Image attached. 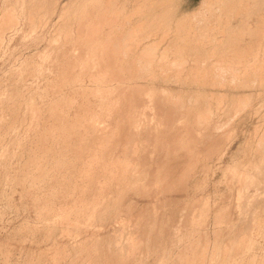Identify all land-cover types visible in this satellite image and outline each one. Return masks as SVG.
<instances>
[{"label": "rangeland", "instance_id": "374dc122", "mask_svg": "<svg viewBox=\"0 0 264 264\" xmlns=\"http://www.w3.org/2000/svg\"><path fill=\"white\" fill-rule=\"evenodd\" d=\"M160 2L0 0V264H264V0Z\"/></svg>", "mask_w": 264, "mask_h": 264}, {"label": "bare ground", "instance_id": "6f19581e", "mask_svg": "<svg viewBox=\"0 0 264 264\" xmlns=\"http://www.w3.org/2000/svg\"><path fill=\"white\" fill-rule=\"evenodd\" d=\"M140 1H141V0H140ZM237 1H238V0H237ZM142 2H143V1H142ZM161 2H162V0H161ZM161 2H160V3H161ZM166 2H167V1H166ZM166 2H163V3H166ZM201 2H202V1H201ZM246 2H247V1H246ZM246 2H245V3H246ZM248 2H249V1H248ZM111 3H112V2H111ZM208 3H209V1H208ZM210 3H211V2H210ZM229 3H230V2H229ZM233 3H234V2H233ZM237 3H238V2H237ZM111 5H113V4H111ZM155 5H156V4H155ZM238 5H239V4H238ZM249 5H250V4H249ZM142 6H143V5H142ZM201 6H202V5H201ZM201 6H200V8H201ZM233 6H234V5H233ZM239 6H240V5H239ZM245 6H246V4H245ZM245 6H244V7H245ZM247 6H248V5H247ZM219 7H220V6H219ZM227 7H228V6H227ZM249 7H250V6H249ZM144 8H145V7H143V9H144ZM164 8H165V7H164ZM220 8H221V7H220ZM237 8H238V7H237ZM237 8L234 9V11L237 10ZM153 9H154V8H153ZM206 9H207V8H206ZM214 9H215V8H214ZM140 10H142V9H140ZM222 10H223V9H222ZM224 10H225V9H224ZM246 10H247V9H246ZM248 10H250V9L248 8ZM218 11H219V10H218ZM231 11H232V10H231ZM240 11H241V10H240ZM152 12H153V11H152ZM225 12H226V11H225ZM227 12H228V11H227ZM238 12H239V10H238ZM238 12H237V15H238ZM246 12H247V11H246ZM193 13H194V12H193ZM211 13H212V12H211ZM249 13H250V12H249ZM166 14H167V13H166ZM228 14H229V13H228ZM233 14H234V13H233ZM235 14H236V13H235ZM258 14H259V13H258ZM162 15H163V14H162ZM162 15H161V16H162ZM170 15H171V14H170ZM230 15H231V14H230ZM150 16H151V15H150ZM212 16H213V15H212ZM228 16H229V15H228ZM233 16H234V15H233ZM248 16H249V15H248ZM254 16H255V15H254ZM147 17H148V16H147ZM231 17H232V16H231ZM231 17H230V18H231ZM234 17H235V16H234ZM236 17H237V16H236ZM236 17H235V18H236ZM251 17H252V16H251ZM171 18H172V17H171ZM213 18H214V17H213ZM227 18H228V17H227ZM246 18H247V17H246ZM254 18H255V17H254ZM152 19H153V18H152ZM219 19H220V18H219ZM231 19H232V18H231ZM233 19H234V18H233ZM247 19H248V18H247ZM142 20H143V19H142ZM185 20H186V19H185ZM193 20H194V19H193ZM220 20H221V19H220ZM223 20H225V19H223ZM228 20H229V18H228ZM228 20H226V21H228ZM249 20H250V18H249ZM262 20H264V19H262ZM207 21H208V20H207ZM221 21H222V20H221ZM238 21H239V20H238ZM247 21H248V20H247ZM148 22H149V21H148ZM153 22H154V21H153ZM197 22H198V21H197ZM234 22H235V21H234ZM243 22H244V21H243ZM262 22H263V21H261V23H262ZM159 23H160V22H159ZM222 23H223V22H222ZM238 23H239V22H238ZM142 24H143V23H142ZM150 24H151V23H150ZM163 24H164V22H163ZM182 24H183V23H182ZM182 24H181V25H182ZM201 24H204V23H201ZM140 25H141V24H140ZM151 25H152V24H151ZM151 25H149V26L151 27ZM161 25H162V24H161ZM185 25H186V24H185ZM196 25H197V24H196ZM205 25H206V24H205ZM230 25H231V24H230ZM245 25H246V24H245ZM249 25H250V24H249ZM257 25H258V23H257ZM142 26H143V25H142ZM177 26H178V25H177ZM200 26H201V25H200ZM226 26H227V24H226ZM238 26H239V25H238ZM241 26H242V24H241ZM254 26H255V25H254ZM258 26H259V25H258ZM147 27H148V26H147ZM153 27H154V26H153ZM153 27H152L151 29H153ZM155 27H156V26H155ZM184 27H185V26H184ZM207 27H208V25H207ZM232 27H233V26H232ZM234 27H235V26H234ZM248 27H250V26H248ZM261 27H262V26H261ZM139 28H140V27H139ZM208 28H210V27H208ZM237 28H238V27H237ZM257 28H258V27H257ZM112 29H113V28H112ZM154 29H155V28H154ZM154 29H153V30H154ZM143 30H144V29H143ZM145 30L147 31L148 29L145 28ZM149 30H150V29H149ZM153 30H152V31H153ZM160 30H161V29H160ZM182 30H183V29H182ZM182 30H181V31H182ZM188 30H189V29H188ZM214 30H215V29H214ZM133 31H134V30H133ZM157 31H158V30H157ZM181 31H179V32H181ZM186 31H187V30H186ZM186 31H185V32H186ZM200 31H201V29H200ZM217 31H218V30H217ZM240 31H242V30H240ZM127 32H128V31H127ZM154 32H155V34H156V31H154ZM160 32H161V31H160ZM175 32H176V31H175ZM245 32H246V31H245ZM248 32H249V29H248ZM257 32H259V31H257ZM158 33H159V32H158ZM158 33H157L156 35H158ZM162 33H163V32H162ZM199 33H200V32H199ZM207 33H208V32H207ZM221 33H222V32H221ZM239 33H240V32H239ZM242 33H243V32H242ZM177 34H178V33H177ZM179 34H180V33H179ZM179 34H178V35H179ZM231 34H232V32H231ZM247 34H248V33H247ZM136 35H137V34H136ZM219 35H220V34H219ZM219 35H218V36H219ZM241 35H242V34H241ZM248 35H250V33H249ZM258 35H259V34H258ZM132 36H133V35H132ZM140 36H141V35H140ZM140 36H139V37H140ZM179 36H180V35H179ZM243 36H244V35H243ZM186 37H187V36H186ZM221 37H222V36H221ZM241 37H242V36H241ZM164 38H165V37H164ZM180 38H181V37H180ZM225 38H227V37H225ZM237 38H238V37H237ZM248 38H249V37H248ZM140 39H141V38H140ZM140 39H139V40H140ZM156 39H157V38H156ZM212 39H213V38H212ZM136 40H138V39H136ZM136 40L134 39V42L137 44V41H136ZM139 40H138V43H139ZM142 40H143V39H142ZM142 40H141V41H142ZM151 40H152V39H151ZM176 40H178V39H176ZM215 40H216V39H215ZM240 40H241V39H240ZM256 40H257V38H256ZM128 41H129V40H128ZM154 41H155V40H154ZM158 41H159V40H158ZM174 41H175V40H174ZM192 41H193V40H192ZM204 41H205V40H204ZM131 42H132V41H131ZM219 42H220V41H219ZM219 42H218V44H219ZM252 42H253V41H252ZM255 42H256V41H255ZM125 43H126V42H125ZM129 43H130V42H129ZM129 43H128V44H129ZM132 43H133V42H132ZM132 43H131V44H132ZM159 43H160V42H159ZM162 43H163V42H162ZM172 43H173V42H172ZM177 43H178V42H177ZM198 43H199V42H197V44H198ZM214 43H215V42H214ZM143 44H144V43H143ZM151 44H152V43H151ZM167 44H168V43H167ZM170 44H171V43H170ZM180 44H182V43H180ZM230 44H231V42H230ZM245 44H246V43H245ZM254 44H255V43H254ZM141 45H142V44H141ZM148 45H149V44H148ZM158 45H159V44H158ZM173 45H174V44H173ZM198 45H199V44H198ZM212 45H213V44H212ZM212 45H211V46H212ZM222 45H223V44H222ZM228 45H229V43H228ZM252 45H253V44H252ZM256 45H257V44H256ZM256 45H255V46H256ZM152 46H154V45H152ZM152 46H151V47H152ZM155 46H156V45H155ZM160 46H161V45H160ZM166 46H167V45H166ZM175 46H176V45H175ZM178 46H179V45H178ZM178 46H177V48H178ZM186 46H187V45H186ZM186 46H185V47H186ZM225 46H226V45H225ZM230 46H232V45H230ZM243 46H244V45H243ZM148 47H149V46H148ZM161 47H162V46H161ZM155 48H156V47H155ZM155 48H154V49H155ZM183 48H184V47H183ZM183 48H182V49H183ZM247 48H248V46H247ZM250 48H251V47H250ZM257 48H258V47H257ZM147 49H148V48H147ZM149 49H150V48H149ZM158 49H159V47H158ZM163 49H165V48H163ZM184 49H185V48H184ZM212 49H213V48H212ZM230 49H231V48H230ZM237 49H238V48H237ZM259 49H260V48H259ZM133 50H134V49H133ZM151 50H152V49H151ZM156 50H157V49H156ZM205 50H206V49H205ZM232 50H233V49H232ZM232 50H231V51H232ZM153 51H155V50H153ZM163 51H166V50H163ZM170 51H171V50H170ZM212 51H213V50H212ZM229 51H230V50H229ZM229 51H228V52H229ZM240 51H241V50H240ZM259 51H260V50H259ZM261 51H262V50H261ZM174 52H175V51H174ZM214 52H215V51H214ZM232 52H233V51H232ZM237 52H239V51H237ZM237 52H236V53H237ZM242 52H243V51H242ZM209 53H210V52H209ZM220 53H221V52H220ZM236 53H235V54H236ZM240 53H241V52H240ZM151 54H152V53H151ZM153 54H154V53H153ZM218 54H219V53H218ZM201 55H202V54H201ZM212 55H213V54H212ZM216 55H217V54H216ZM227 55H228V54H227ZM229 55H230V54H229ZM229 55H228V56H229ZM244 55H246V54H244ZM217 56H218V55H217ZM223 56H224V54H223ZM246 56H247V55H246ZM148 57H149V56H147V58H148ZM230 57H231V56H230ZM200 58H201V57H200ZM205 58H206V57L204 56L203 60H204ZM215 58H216V57H215ZM236 58H237V57H236ZM238 58H239V57H238ZM248 58H249V57H248ZM252 58L254 59V57H252ZM151 59H152V58H151ZM177 59H178V58H177ZM179 59H180V58H179ZM198 59H199V58H198ZM137 60H138V59H137ZM206 60H207V59H206ZM216 60H217V58H216ZM221 60H222V58H221ZM232 60H233V59H232ZM236 60H237V59H236ZM239 60H240V59H239ZM243 60H244V59H243ZM160 61H161V60H160ZM167 61H169V60L167 59ZM171 61H172V59H171ZM187 61H188V60H187ZM192 61H193V60H192ZM233 61H234V60H233ZM251 61H252V60H251ZM218 62H219V61H218ZM218 62H217V63H218ZM229 62H230V61H229ZM231 62H232V61H231ZM237 62H238V61H237ZM247 62H248V61H247ZM253 62H254V61H253ZM253 62H252V63H253ZM147 63H148V62H147ZM160 63H161V62H160ZM210 63H212V62H210ZM210 63H209V64H210ZM224 63H225V62H224ZM245 63H246V62H245ZM255 63H256V62H255ZM150 64H151V63H150ZM178 64H179V63H178ZM197 64H198V63H197ZM229 64H230V63H229ZM232 64H233V63H232ZM237 64H238V63H237ZM258 64H259V63H258ZM148 65H149V64H148ZM167 65H168V64H167ZM238 65H239V64H238ZM260 65H261V63H260ZM154 66H155V65H154ZM192 66H193V65H192ZM192 66H191V67H192ZM214 66H215V65H214ZM232 66H233V65H232ZM248 66H250V65H248ZM254 66H255V65H254ZM152 67H153V66H152ZM184 67H185V66H183V68H184ZM202 67H203V66H202ZM212 67H213V66H212ZM258 67H259V66H258ZM131 68H132V67H131ZM188 68H189V67H188ZM215 68H216V67H215ZM224 68H225V67H224ZM231 68H232V67H231ZM243 68H244V67H243ZM169 69H170V68H169ZM196 69H197V68H196ZM210 69H211V68H210ZM213 69H214V68H213ZM219 69H220V68H219ZM229 69H230V68H229ZM256 69H257V68H256ZM132 70H133V69H132ZM186 70H187V69H186ZM186 70H185V71H186ZM193 70H194V69H193ZM199 70H200V69H199ZM262 70H263V69H262ZM170 71H171V70H170ZM172 71H173V70H172ZM196 71H197V70H196ZM248 71H249V70H248ZM132 72H133V71H132ZM135 72H136V71H135ZM180 72H181V71H180ZM257 72H259V71H257ZM162 73H163V72H162ZM172 73H173V72H172ZM187 73H188V72H187ZM192 73H193V71H192ZM238 73H239V72H238ZM132 74H133V73H132ZM158 74H159V73H158ZM167 74H168V73H167ZM196 74H197V72H196ZM206 74H207V73H206ZM225 74H226V73H225ZM179 75H180V74H179ZM194 75H195V74H194ZM215 75H216V74H215ZM252 75H253V74H252ZM257 75H258V74H257ZM177 76H178V75H177ZM192 76H193V75H192ZM246 76H247V75H246ZM152 77H153V76H152ZM162 77H163V76H162ZM199 77H200V75H199ZM258 77H259V76H258ZM158 78H159V77H158ZM177 78H178V77H177ZM204 78H205V77H204ZM236 78H237V77H236ZM252 78H253V77H252ZM188 79H190V78H188ZM199 79H200V78H199ZM199 79H198V80H199ZM232 79H233V78H232ZM261 79H263V78H261ZM153 80H154V79H153ZM198 80H197V81H198ZM230 80H231V79H230ZM258 80H259V79H258ZM154 81H155V80H154ZM164 81H165V79H164ZM180 81H181V80H180ZM186 81H187V80H186ZM186 81H184V82H186ZM190 81H191V80H190ZM203 81L205 82L206 80H203ZM214 81H215V80H214ZM184 82H183V83H184ZM204 82H203V83H204ZM218 82H219V81H218ZM228 82H229V81H228ZM235 82H236V81H235ZM263 82H264V81H263ZM263 82H262V83H263ZM169 83H170V82H169ZM191 83H192V82H191ZM191 83H190V84H191ZM209 83H211V81H210ZM258 83H259V82H258ZM132 84H133V82H132ZM204 84H205V83H204ZM204 84H203V85H204ZM238 84H239V83H238ZM145 85H146V84H145ZM198 85L200 86V83H199ZM198 85H196V86H198ZM213 85H214V84H213ZM130 86H131V85H130ZM162 86H163V85H162ZM187 86H188V85H187ZM199 86H198V87H199ZM261 86H262V84H261ZM128 87H129V86H128ZM133 87H134V86H133ZM150 87H151V86H150ZM202 87H203V86H202ZM202 87H201V88H202ZM131 88H132V87H131ZM131 88H130V89H131ZM163 88H164V87H163ZM163 88H162V90H163ZM168 88H169V86H168ZM181 88H183V87H181ZM232 88H233V87H232ZM232 88H231V89H232ZM248 88H249V87H248ZM261 88H262V87H261ZM130 89H129V90H130ZM141 89H142V88H141ZM185 89H186V86H185ZM206 89H207V88H206ZM255 89H256V88H255ZM139 90H140V89H139ZM166 90H167V89H166ZM200 90H201V89H200ZM214 90H216V89H214ZM221 90H222V89H221ZM236 90H237V89H236ZM238 90H239V89H238ZM152 91H153V89H152ZM152 91H151V92H152ZM174 91H175V90H174ZM142 92H143V91H142ZM151 92H149V93H151ZM171 92H172V91H171ZM178 92H179V91H178ZM153 93H154V92H153ZM169 93H170V91H169ZM169 93H168V94H169ZM224 93H225V92H224ZM134 94H135V93H134ZM144 94H145V93H144ZM166 94H167V93H166ZM172 94H174V93H172ZM177 94H178V93H177ZM177 94H176V95H177ZM140 95H141V94H140ZM145 95H146V94H145ZM153 95H154V94H153ZM184 95H185V94H184ZM186 95H187V94H186ZM211 95H212V94H211ZM241 95H242V94H241ZM159 96H160V95H159ZM181 96H182V95H181ZM212 96H213V95H212ZM133 97H134V96H133ZM147 97H148V96H147ZM149 97H150V96H149ZM149 97H148V98H149ZM186 97H187V96H186ZM251 97H252V96H251ZM139 98H140V97H139ZM143 98H144V97H143ZM143 98H142V100H143ZM151 98H152V97H151ZM201 98H202V96H201ZM229 98H230V97H229ZM229 98H228V99H229ZM236 98H237V97H236ZM149 99H150V98H149ZM153 99H154V98H153ZM159 99H160V98H159ZM166 99H167V98H166ZM177 99H178V98H177ZM177 99H176V100H177ZM180 99H181V98H180ZM199 99H200V98H199ZM228 99H227V101H228ZM253 99H254V98H253ZM258 99H259V98H258ZM129 100H130V99H129ZM151 100H152V99H151ZM163 100H164V99H162V101H163ZM176 100H175V102H176ZM178 100H179V99H178ZM178 100H177V102H178ZM200 100H201V99H200ZM145 101H146V100H145ZM149 101H150V100H149ZM149 101H148V102H149ZM202 101H203V99H202ZM208 101H209V100H208ZM215 101H216V100H215ZM230 101H231V100H230ZM253 101H254V100H253ZM150 102H151V101H150ZM159 102H160V101H159ZM173 102H174V101H173ZM221 102H222V101H221ZM243 102H244V101H243ZM132 103H133V102H132ZM135 103H136V102H135ZM143 103H144V102H143ZM217 103H218V102H217ZM169 104H170V103H169ZM180 104H181V103H180ZM185 104H186V103H185ZM202 104H203V103H202ZM209 104H210V101H209ZM209 104H208V105H209ZM212 104H214V103H212ZM131 105H133V104H131ZM134 105H135V104H134ZM141 105H142V104H141ZM148 105H149V104H148ZM151 105H152V104H151ZM204 105H205V104H204ZM204 105H203V106H204ZM206 105H207V103H206ZM206 105H205V106H206ZM218 105L220 106V104H218ZM245 105H246V104H245ZM254 105H255V104H254ZM263 105H264V104H263ZM127 106H128V105H127ZM176 106H177V105H176ZM179 106H180V105H179ZM189 106H190V104H189ZM225 106H226V105H225ZM130 107H131V106H130ZM149 107H150V106H149ZM174 107H175V106H174ZM195 107H196V106H195ZM212 107H214V105L211 106V108H212ZM240 107H241V106H240ZM159 108H160V107H159ZM182 108H183V107H182ZM198 108H199V107H198ZM229 108H230V107H229ZM130 109H131V108H130ZM151 109H152V107H151ZM153 109H154V108H153ZM186 109H187V108H186ZM203 109H204V108H203ZM216 109H217V107H216ZM219 109H220V108H219ZM234 109H235V108H234ZM252 109H254V108H252ZM257 109H258V107H257ZM134 110H135V109H134ZM146 110H147V109H146ZM146 110H145V111H146ZM160 110H161V109H160ZM208 110H209V108H208ZM220 110H221V109H220ZM226 110H227V109H226ZM231 110H232V109H231ZM260 110H261V109H260ZM161 111H162V110H161ZM173 111H174V110H173ZM197 111H198V110H197ZM213 111H214V109L212 110V113H213ZM155 112H156V111H155ZM189 112H190V111H189ZM220 112H221V111H220ZM227 112H228V111H227ZM130 113H131V112H130ZM133 113H134V112H133ZM157 113H158V112H157ZM161 113H162V112H161ZM184 113H185V112H184ZM187 113H188V112H187ZM212 113H211V114H212ZM135 114H136V113H135ZM135 114H134V115H135ZM147 114H148V113H147ZM151 114H152V113H151ZM166 114H167V113H166ZM180 114H181V113H180ZM196 114H197V113H196ZM216 114H217V113H216ZM225 114H227V113H225ZM229 114H230V112H229ZM259 114H260V113H259ZM154 115H155V114H154ZM217 115H218V114H217ZM260 115H261V114H260ZM129 116H130V115H129ZM143 116H145L144 113H143ZM143 116H142V117H143ZM212 116H213V115H212ZM225 116H226V115H225ZM227 116H228V115H227ZM233 116H234V114H233ZM150 117H151V116H150ZM182 117H183V116H182ZM223 117H224V116H223ZM241 117H242V116H241ZM126 118H127V117H126ZM132 118H133V117H132ZM145 118H146V117H145ZM155 118H156V117H155ZM163 118H164V116H163ZM163 118H162V119H163ZM191 118H192V117H191ZM191 118H190V119H191ZM194 118H195V117H194ZM236 118H237V117H236ZM150 119H151V118H150ZM167 119H168V118H167ZM173 119H174V118H173ZM177 119H178V118H177ZM177 119H176V120H177ZM179 119H181V118H179ZM199 119H200V118H199ZM223 119H224V118H223ZM226 119H227V118H226ZM226 119H225V120H226ZM258 119H259V118H258ZM137 120H138V119H137ZM147 120H148V118H147ZM147 120H145V121H147ZM158 120H159V119H158ZM176 120H175V121H176ZM186 120H187V119H186ZM128 121H129V120H128ZM149 121H150V120H149ZM164 121H165V120H164ZM183 121H184V120H183ZM226 121H227V120H226ZM226 121H225V122H226ZM238 121H239V120H238ZM238 121H237V122H238ZM155 122H156V121H155ZM158 122H159V121H158ZM167 122H168V121H167ZM170 122H171V119H170ZM220 122H221V121H220ZM223 122H224V121H223ZM125 123H126V122H125ZM133 123H134V122H133ZM136 123H137V122H136ZM138 123H139V122H138ZM159 123H160V122H159ZM163 123H164V122H163ZM175 123L177 124V121H176ZM140 124H141V123H140ZM150 124H151V123H150ZM150 124H149V125H150ZM161 124H162V123H161ZM178 124H179V123H178ZM178 124H177V125H178ZM205 124H206V123H205ZM207 124H208V123H207ZM218 124H219V123H218ZM127 125H128V124H127ZM138 125H139V124H138ZM165 125H166V124H165ZM167 125H168V124H167ZM180 125H181V124H180ZM184 125H185V123H184ZM141 126H143V124H142ZM144 126H145V124H144ZM144 126H143V127H144ZM147 126H148V124H147ZM151 126H152V125H151ZM170 126H171V125H170ZM228 126H229V125H228ZM149 127H150V126H149ZM220 127H221V126H220ZM233 127H234V126H233ZM140 128H141V127H140ZM146 128H147V127H146ZM160 128H162V127H160ZM164 128H165V127H164ZM164 128H163V129H164ZM131 129H132V128H131ZM149 129H150V128H149ZM167 129H168V128H166V130H167ZM169 129H170V128H169ZM229 129H230V128H229ZM143 130H144V129H143ZM160 130H161V129H160ZM180 130H181V129H180ZM185 130H186V129H185ZM215 130H216V128H215ZM232 130H233V129H232ZM132 131H134V130L132 129ZM144 131H146V130H144ZM147 131H148V130H147ZM155 131H156V130H155ZM162 131H163V130H162ZM164 131H165V130H164ZM164 131H163V133H164ZM233 131H234V130H233ZM152 132H153V131H152ZM177 132H178V131H177ZM230 132H231V131H230ZM234 132H236V131H234ZM144 133H145V132H144ZM157 133H158V132H157ZM170 133H171V132H170ZM132 134H133V133H132ZM228 134H229V133H228ZM233 134H234V133H233ZM233 134H232V135H233ZM263 134H264V133H263ZM146 135H148V134H146ZM149 135H150V134H149ZM157 135H158V134H157ZM161 135H162V134H161ZM169 135H170V134H169ZM142 136H143V135H142ZM154 136H155V135H154ZM167 136H168V135H167ZM208 136H209V135H208ZM156 137H157V136H156ZM161 137H162V136H161ZM212 137H213V135H212ZM150 138H151V137H150ZM184 138H185V137H184ZM213 138H214V137H213ZM258 138H259V137H258ZM144 139H145V138H144ZM165 139H166V138H165ZM180 139H181V138H180ZM209 139H210V138H209ZM261 139H262V138H261ZM167 140H168V139H167ZM182 140H183V138H182ZM263 140H264V139H263ZM145 141H146V140H145ZM155 141H156V140H155ZM168 141H169V140H168ZM229 141H230V140H229ZM234 141H235V140H234ZM254 141H255V140H254ZM146 142H147V141H146ZM148 142H150V141H148ZM158 142H159V141H158ZM160 142H161V141H160ZM259 142H260V140H259ZM162 143H163V142H162ZM261 143H262V142H261ZM144 144H145V143H144ZM149 144H151V143H149ZM254 144H255V143H254ZM256 145H257V144H256ZM165 148H166V147H165ZM263 148H264V147H263ZM167 149H168V147H167ZM258 149H259V148H258ZM167 151H168V150H167ZM187 151H188V150H187ZM256 152H257V151H256ZM187 153H189V152H187ZM190 153H191V152H190ZM225 154H226V153H225ZM252 155H253V154H252ZM252 155H251V156H252ZM261 156H262V154H261ZM263 157H264V155H263ZM256 158H257V157H256ZM247 159H248V157H247ZM232 160H234V159H232ZM189 163H190V162H189ZM235 163H236V162H235ZM241 163H242V161H241ZM241 163H240V164H241ZM244 163H245V162H244ZM244 163H243V164H244ZM250 163H251V162H250ZM191 164H192V163H191ZM259 164H260V163H259ZM259 164H258V165H259ZM233 165H234V164H233ZM254 165H255V164H254ZM160 166H161V165H160ZM189 166H190V165H189ZM189 166H188V167H189ZM246 166H247V165H245L244 167H246ZM229 167H230V166H229ZM239 167H240V166H239ZM239 167H238V168H239ZM258 167H259V166H258ZM186 168H187V167H186ZM260 168H261V167H260ZM241 169H242V168H241ZM244 169H245V168H244ZM256 169H257V168H256ZM182 170H183V169H182ZM254 170H255V169H254ZM263 170H264V169H263ZM187 171L189 172V170H187ZM229 171H230V170H229ZM257 171H258V170H257ZM244 172H245V170H244ZM263 172H264V171H263ZM189 173H190V172H189ZM226 173H227V172H226ZM252 173H253V172H252ZM182 174L184 175V173H182ZM248 174H249V173H248ZM225 175H226V174H225ZM240 175H241V174H240ZM187 176H188V175H187ZM232 176H234V175H232ZM235 176H236V175H235ZM243 177H244V176H243ZM255 177H256V174H255ZM181 178H183V177H181ZM237 178H238V177H237ZM251 178H252V177H251ZM256 178H257V177H256ZM244 179H245V178H244ZM247 179H249V178H247ZM252 180H253V178H252ZM260 180H261V179H260ZM253 181H255V180H253ZM256 181H257V180H256ZM232 183H234V182H232ZM236 183H237V182H236ZM241 183H242V182H241ZM258 183H259V182H258ZM258 183H257V184H258ZM227 184H228V183H227ZM238 184H239V183H238ZM194 185H195V184H194ZM230 185H231V184H230ZM255 185H256V183L254 184V186H255ZM258 185H260V184H258ZM189 186H190V185H189ZM202 186H203V185H202ZM254 186H253V187H254ZM200 187H201V186H200ZM226 187H227V186H226ZM244 187H245V186H244ZM261 187H262V186H261ZM261 187H260V188H261ZM197 188H198V186H197ZM235 188H236V187H235ZM235 188H234V189H235ZM263 188H264V187H263ZM225 189H226V188H225ZM225 189H224V190H225ZM232 189H233V187H232ZM228 190H229V189H228ZM240 190H241V189H240ZM254 190H255V189H254ZM197 191H198V190H197ZM199 191H200V190H199ZM199 191H198V192H199ZM250 192H251V191H250ZM250 192H249V193H250ZM260 192H261V191H260ZM196 193H197V192H196ZM199 193H200V192H199ZM229 193H230V192H229ZM235 194H236V193H235ZM237 194H238V193H237ZM259 194H260V193H259ZM261 194H263V193H261ZM188 195H189V194H188ZM194 195H195V194H194ZM227 195H228V194H227ZM238 196H240V195H238ZM253 196H254V195H253ZM253 196H252V197H253ZM256 196H257V195H256ZM223 197H224V196H223ZM223 197H222V198H223ZM259 197H260V196H259ZM196 198H197V197H196ZM235 198H237V196H236ZM240 199H241V198H240ZM246 199H247V198H246ZM250 199H251V198H250ZM232 200H233V199H232ZM232 200H230V202H231ZM255 200H257V198H256ZM255 200H254V201H255ZM188 201H189V200H188ZM238 201H239V200H238ZM249 201H250V200H249ZM231 203H232V202H231ZM231 203H230V204H231ZM238 203H239V202H237V204H238ZM240 203H241V202H240ZM230 204H229V205H230ZM235 204H236V203H235ZM245 205H247V204H245ZM245 205H244V206H245ZM249 205H250V204H249ZM248 207H249V206H248ZM242 208H243V207H242ZM244 208H245V207H244ZM229 209H230V208H229ZM234 209H235V208H234ZM229 211H230V210H229ZM232 211H233V210H232ZM230 212H231V211H230ZM216 234H217V233H216Z\"/></svg>", "mask_w": 264, "mask_h": 264}]
</instances>
